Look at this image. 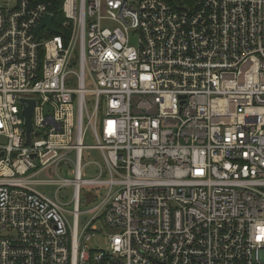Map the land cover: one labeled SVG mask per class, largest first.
<instances>
[{
    "label": "built area",
    "instance_id": "built-area-1",
    "mask_svg": "<svg viewBox=\"0 0 264 264\" xmlns=\"http://www.w3.org/2000/svg\"><path fill=\"white\" fill-rule=\"evenodd\" d=\"M6 1L0 264H264V0Z\"/></svg>",
    "mask_w": 264,
    "mask_h": 264
},
{
    "label": "rangeland",
    "instance_id": "rangeland-1",
    "mask_svg": "<svg viewBox=\"0 0 264 264\" xmlns=\"http://www.w3.org/2000/svg\"><path fill=\"white\" fill-rule=\"evenodd\" d=\"M1 4H6L7 5V1L6 0H0ZM12 4V2H10ZM91 95L88 94V101H91ZM90 108H92V102H89ZM85 143L86 144H95V140L93 139V137L91 136L90 131L86 130V135H85ZM84 155V163L88 162V161H93L96 163H102L103 162V156L100 150L98 149H86L83 152ZM74 167L70 168L67 164H62L60 166V171L62 172L61 174L64 177H69V178H74L75 174H74ZM97 165H93V164H88L84 167L83 169V174L84 177H93L96 174V169ZM55 177V176H54ZM104 192V188L102 187H90V186H83L82 187V209H85L86 203H87V195H94V196H100L101 194H103ZM60 196L63 197V201L65 202H70L73 198V190L72 187H65L64 189H62ZM72 202L71 205L68 207L69 209H72ZM93 212L91 213H87V214H81L80 215V220H81V225L83 226L84 224L87 223V221L92 217ZM71 214H69V217L71 218ZM95 225H97V227L100 230H103V222L102 221H96L94 222ZM108 244V238H107V234H105V232H100L94 236H92L90 238V240L88 241V245L91 249H104L106 248Z\"/></svg>",
    "mask_w": 264,
    "mask_h": 264
},
{
    "label": "trees",
    "instance_id": "trees-1",
    "mask_svg": "<svg viewBox=\"0 0 264 264\" xmlns=\"http://www.w3.org/2000/svg\"><path fill=\"white\" fill-rule=\"evenodd\" d=\"M36 1L52 2V11L54 13V24L57 29L56 34L65 33V35L68 36L70 33L69 30L63 27V23L66 21L65 15L62 10V5L64 0H36Z\"/></svg>",
    "mask_w": 264,
    "mask_h": 264
},
{
    "label": "water",
    "instance_id": "water-1",
    "mask_svg": "<svg viewBox=\"0 0 264 264\" xmlns=\"http://www.w3.org/2000/svg\"><path fill=\"white\" fill-rule=\"evenodd\" d=\"M52 21H53V16L50 14L46 15L41 21V23L38 25L37 32H39L40 29L43 27H48L52 31H55ZM33 106H34V101H31V105L25 109V115L27 118L28 136H29L28 142H30V133L32 131L31 116L33 113Z\"/></svg>",
    "mask_w": 264,
    "mask_h": 264
}]
</instances>
